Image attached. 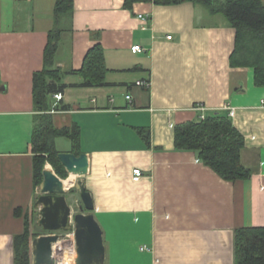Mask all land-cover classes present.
<instances>
[{"label": "crops", "instance_id": "0c3cea01", "mask_svg": "<svg viewBox=\"0 0 264 264\" xmlns=\"http://www.w3.org/2000/svg\"><path fill=\"white\" fill-rule=\"evenodd\" d=\"M123 3L74 0L56 55V66L77 71L89 48L104 49L105 84L82 86L79 74H65L59 105L68 109L53 113L56 127L79 126L89 168L78 178L103 232L104 264H234L235 229L264 227V86L255 85L252 68L230 65L235 29L221 15L191 1ZM54 4L0 0V264H13V236L24 226L17 208L32 209V230L47 233L34 204L32 80L43 67ZM134 44L144 50L133 53ZM218 110L244 138L248 178L227 181L174 146L176 125Z\"/></svg>", "mask_w": 264, "mask_h": 264}, {"label": "trees", "instance_id": "16d2710c", "mask_svg": "<svg viewBox=\"0 0 264 264\" xmlns=\"http://www.w3.org/2000/svg\"><path fill=\"white\" fill-rule=\"evenodd\" d=\"M191 1L202 6L209 15H221L226 23L235 29L234 49L230 55V65L253 69L254 83L264 86V4L261 0H124L123 7L131 9L136 2L155 4H176ZM74 0H55L53 25L48 30L47 43L43 53V67L33 75L32 97L36 115L31 149L33 152V185L38 187L42 181V170L46 163L61 178L68 173L57 157L60 152L55 139L64 136L70 139L72 152L79 154V126L56 127L53 123L52 107L56 92H63L66 85L63 76L77 73L82 86L105 84L107 67L103 47L97 43L86 52L79 70L61 69L56 66V55L62 35L71 30ZM67 110V105H59ZM57 107V108H58ZM140 134L148 141L145 129ZM244 145L242 134L233 125L225 110L214 111L203 119L180 123L174 129V146L179 150H191L205 165L227 181L245 179L250 170L240 160ZM70 192H77L69 188ZM23 217L22 232L13 236V264H32L31 241L39 232L32 230L34 211L15 210ZM44 231V230H43ZM234 264H264V227H239L234 231Z\"/></svg>", "mask_w": 264, "mask_h": 264}, {"label": "water", "instance_id": "95a60500", "mask_svg": "<svg viewBox=\"0 0 264 264\" xmlns=\"http://www.w3.org/2000/svg\"><path fill=\"white\" fill-rule=\"evenodd\" d=\"M57 157L68 175L83 176L88 172L89 159L85 152L61 151ZM42 176L34 204L39 208L37 224L47 233L31 241L32 264H53V245L68 230L74 232L75 264H104L103 232L93 214V199L84 181L78 179L72 186L81 201L75 210L68 203L69 189L64 186V178L47 167L42 170Z\"/></svg>", "mask_w": 264, "mask_h": 264}, {"label": "built area", "instance_id": "2783aa9c", "mask_svg": "<svg viewBox=\"0 0 264 264\" xmlns=\"http://www.w3.org/2000/svg\"><path fill=\"white\" fill-rule=\"evenodd\" d=\"M142 20L145 22V17L141 16ZM167 38L170 39L171 35H167ZM144 48L139 44H134L131 46V51L133 53L143 51ZM136 85L148 87L149 81L140 80L136 82ZM53 103L52 107L49 110L50 113H55L61 111L59 109V104L62 101L63 94L62 92H56L52 95ZM128 99L131 98L130 95L126 96ZM58 107V108H57ZM195 109L202 110L204 107L199 103L194 106ZM229 109V114L233 115V108L226 107ZM204 116H200V119H203ZM142 175L140 168L133 169L132 179L138 181ZM66 243V244H65ZM53 264H75V246H74V232L73 230H68L64 233V237L56 244L53 245Z\"/></svg>", "mask_w": 264, "mask_h": 264}, {"label": "rangeland", "instance_id": "374dc122", "mask_svg": "<svg viewBox=\"0 0 264 264\" xmlns=\"http://www.w3.org/2000/svg\"><path fill=\"white\" fill-rule=\"evenodd\" d=\"M70 144H71V142H70V139L69 138H67V137H64V136H59V137H57L56 139H55V145H56V148L57 149H60V150H65V149H67L69 146H70ZM47 168H49V166L47 165ZM50 169V168H49ZM51 169L52 170H54L52 167H51ZM71 175V174H70ZM70 175H67V179L69 178V176ZM67 179H64V180H67ZM77 179H79L78 178V176H75L74 177V180L76 181ZM69 184H73V182L72 183H69ZM71 187V186H70ZM71 188H73V187H71ZM70 191H68L67 193H68V198H69V201L71 202L70 204L72 205V207L75 209V210H77V207H78V205L79 204H81V202H76V201H74V200H72V194L73 193H75V192H70ZM77 193V192H76ZM75 196H77V195H75Z\"/></svg>", "mask_w": 264, "mask_h": 264}, {"label": "bare ground", "instance_id": "6f19581e", "mask_svg": "<svg viewBox=\"0 0 264 264\" xmlns=\"http://www.w3.org/2000/svg\"><path fill=\"white\" fill-rule=\"evenodd\" d=\"M76 175H74V174H71L70 176H69V178L67 179V180H64V185L65 186H71V184H69V183H72L73 181H75L74 180V177H75ZM73 184H74V182H73ZM72 184V185H73ZM66 189H68V188H66ZM66 244V243H65Z\"/></svg>", "mask_w": 264, "mask_h": 264}]
</instances>
